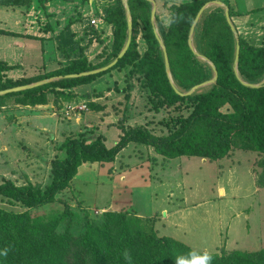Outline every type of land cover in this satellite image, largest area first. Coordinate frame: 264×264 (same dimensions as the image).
<instances>
[{
    "label": "trees",
    "instance_id": "obj_1",
    "mask_svg": "<svg viewBox=\"0 0 264 264\" xmlns=\"http://www.w3.org/2000/svg\"><path fill=\"white\" fill-rule=\"evenodd\" d=\"M49 1L0 0V9L36 6L46 10ZM82 1L86 3L88 0ZM127 1L133 21L132 40L114 66L96 74L66 77L107 66L118 57L128 40L123 0L106 4L105 23L99 30L91 29L102 43L103 40L109 42L104 55L99 56L103 58L99 64L91 63L84 49L77 47L71 30L73 20L57 36L65 59L59 69L35 77L14 79L8 73L17 66L0 60V91L62 76L44 85L0 95V109L8 105H46L51 100L55 104L62 99L71 101L76 98L75 88L90 85L99 77L118 70L125 73L128 81L133 78L137 81L156 112L162 108H176L182 112L187 110L188 114L163 120L167 133L162 135L154 134L143 125L123 126L120 140L111 148L106 146L102 135L91 138L85 132L66 137L60 146L63 155L51 162L52 179L45 188L31 183L17 185L13 180L3 179L0 182L1 199L22 210L0 206V264H179L181 258L192 260L205 253L174 237L160 236L153 221L142 220L132 212L109 210L94 219L87 215L84 231L78 235L71 232L75 215L68 204L61 214H33V211L56 202L65 204L57 195L69 187L82 164L112 163L130 144L152 148L165 161L187 156L221 162L237 150L251 151L258 155L257 185L264 188V85L258 88L246 86L234 69L239 42V76L247 83H261L264 80V46L252 44L241 34L236 37L227 21L225 7L206 8L195 26L193 44L198 54L216 66L218 78L216 83L191 95H181L171 84L166 71L164 52L151 22V1ZM210 1L173 3L168 7L170 20L167 27L156 14L158 33L168 53L172 79L182 93L215 75L210 63L198 57L189 44L191 27L201 8ZM221 1L229 7L232 19L241 14L231 0ZM48 27L54 30L52 26ZM109 29L111 36L107 35ZM140 32L146 45L144 52L139 50ZM0 35L20 36L2 29ZM132 87L124 88L128 99ZM90 108L101 109L91 102ZM156 160L149 158L154 164ZM65 220L68 222L61 231ZM206 253L211 256L210 264H264V247Z\"/></svg>",
    "mask_w": 264,
    "mask_h": 264
},
{
    "label": "rangeland",
    "instance_id": "obj_2",
    "mask_svg": "<svg viewBox=\"0 0 264 264\" xmlns=\"http://www.w3.org/2000/svg\"><path fill=\"white\" fill-rule=\"evenodd\" d=\"M114 1L88 0L85 3L82 0H50L45 5L47 11L35 9L27 15L26 13L19 15L21 21L18 22L15 19L14 26L9 27L20 35L16 39L19 43H0L1 46L14 47V49L8 47L9 51L6 55L17 66L9 73L11 78L35 77L62 67L65 59L59 48L57 36L65 30L70 20L74 21L71 30L75 34L77 47L84 49V54L91 63L102 62L103 58L99 56H102L109 42L103 40L102 43V39L91 32V29H99L89 27L90 17H85L84 13L86 8V10L92 8L95 14L100 11L105 13V5ZM212 1L208 4L209 7L218 6L212 4ZM155 2L156 14L167 27L170 20L168 7L182 0H155ZM231 3L241 13L232 19L238 33L252 44L264 46V0H231ZM34 7L36 8L32 6V9ZM48 25L54 30L48 29ZM0 26H2L1 23ZM109 33L110 30L107 34ZM138 43L139 50L144 52L145 42L141 32ZM6 47L0 48V56H5ZM137 84L134 78L128 81L124 72L114 70L99 77L90 85L75 88L76 98L66 101L68 103L65 105L62 104L63 108H59L61 110L50 107L52 105L50 104L48 110L43 109L38 114L44 118L51 115L52 124H57L56 129L51 127L49 119H42V123L38 120L34 121L36 124L32 123L36 118V115L31 113L32 110L28 112L29 109L12 110L7 107L2 110L1 108L0 182L3 179H10L17 185L31 183L45 188L52 179L51 162L57 156L63 155L60 146L66 137L85 132H88L91 138L102 135L105 144L111 148L120 140L123 126L143 125L154 134L162 135L167 133L163 120H169L178 114H188L187 110L182 112L176 108H162L156 112L148 101L146 91L139 88L140 85ZM130 85L133 87L129 91L131 97L128 99V92L124 88ZM63 101L65 102L62 99L59 103ZM90 102L100 106L101 109L91 110ZM54 105L57 106L55 103ZM84 105L86 109H80ZM40 129L44 130L40 131ZM150 157L157 159V163L166 167L163 178L171 193L170 209H180L182 212V205L191 207L196 202L203 203L196 207L193 213H187V220H178L176 217V220H162L161 223H157L160 236L170 235L192 249L219 254L223 250H259L264 247V189L253 198L246 199L242 189V194H238V201L233 205H228V200L217 199L220 187L229 191L228 189L241 183V186L245 188L251 183V179L257 180V173L260 172L256 163L258 158L254 162L253 170H250L255 153L241 149L221 162L203 161L199 157H179V159L165 161L152 148L130 144L117 155L113 163L105 165V163L96 162L84 165L79 177L77 179L74 177L69 187L57 195L58 200L65 204L56 202L33 211V214H61L68 204L69 210L75 215L71 232L78 235L84 231L87 215L94 219L101 216L103 212L109 211L105 208L110 207L111 204L104 205L98 201V191L101 187L99 185H102L104 181L101 174L112 169L110 173L114 175V171L120 172L123 167L131 168L140 165L149 161ZM111 165L114 166L111 168L109 167ZM229 168L231 171L228 170ZM86 175L90 176L87 180L83 179ZM103 191L107 193L106 189ZM100 193L101 196L104 195ZM109 195L112 196L108 193L103 199H109ZM141 203L144 207L152 205L160 209V205L152 199H145L147 206L142 200ZM0 206L17 211L22 210L19 206L8 204L1 197ZM230 206H233L232 211L229 210ZM160 215L163 218L166 217L165 213ZM154 219L156 216L150 218L149 222L151 223ZM66 222L68 221L65 220L62 223L61 231Z\"/></svg>",
    "mask_w": 264,
    "mask_h": 264
},
{
    "label": "crops",
    "instance_id": "obj_3",
    "mask_svg": "<svg viewBox=\"0 0 264 264\" xmlns=\"http://www.w3.org/2000/svg\"><path fill=\"white\" fill-rule=\"evenodd\" d=\"M35 9L41 10V9H38L37 7L36 8L34 7L33 9H32V7H30V8L13 7V6L2 7L0 9V23L2 24V26H0V29L6 30L9 32H14L13 29L9 28L10 26H12V27L14 26V20L17 19L16 21L20 22L21 21L20 16L22 14L26 13V15H27L28 12H30L31 10H35ZM16 15H18V16H16ZM14 33H16V32H14ZM16 39H17V37H14V36L0 35V43L1 42L2 43H4V42L10 43V44L19 43L16 41ZM2 47H6V45H4V46L2 45L0 48L2 49ZM8 47L10 49H14L13 46H11V47L7 46L4 49V50H6V51H4L5 56H3V57L0 56V60H3L10 65H15L13 62H11L9 60V58L6 57V55L8 53L7 51H9ZM145 48H146V45L143 46V50H145ZM12 71H10V72H12ZM9 73H8V75H9ZM9 77H11V76L9 75ZM66 103H68V102L63 101L62 103H59L56 106V105H54L53 101H50L46 105H37L34 107H30V106L23 107L21 105H8L7 107L11 108L12 110L29 109L28 112H30V110H32L31 113H34L36 115L35 116L36 118L33 119L32 123L36 120H38V122L42 123V119L43 120L49 119L48 120L49 123L51 121V124H52V120H51L52 116L51 115L47 116V118H44L42 116H38L39 112L42 111L43 109L48 110L50 104H52L50 107L55 108V109H57V108L59 109L60 107L63 108V105H65ZM7 107H3L2 110L7 108ZM59 110H61V109H59ZM52 111L54 112V110H52ZM40 123H38V124H40ZM56 125H55V123H53L51 125V127H53V128L55 127V129H56ZM42 130H44V129H40V131H42ZM57 130H59V129H57ZM182 157H187V156H182ZM257 158H258V155L255 153V158L253 159L252 165L249 167L250 170H253L252 168H254V162L256 161ZM201 160L207 161L206 159H201ZM87 163L89 164L90 162H87ZM87 163H84L79 167L78 173L75 176L76 179L79 177V174H80L83 166L87 165ZM107 164L108 163H105V165H107ZM113 166L114 165H111L109 167L112 168ZM123 168H121L120 172H118L117 170L114 171V175H112V173H110L112 169L109 171L107 170L105 173L101 174V178H103L104 181L102 182V185H99L101 187L98 191V194H99L98 201L104 205H110L111 204L110 207H107L105 209H109V210L111 209L112 211H128L129 210L130 212L134 213L135 216L141 218L142 220L148 221V222L151 221L150 218L156 216V219L153 220V223H154L155 229L157 230L159 228H157L156 224L161 223L162 220H176V217H178V220H187V218H186L187 213L188 214L193 213V210H196V207L203 204V203H201L202 202L201 201L199 203H197V202L194 203L195 205H191V207H189V205H186V204L182 205V212H180V209L177 210L174 208H172V209L169 208L170 201H171L170 200L171 193H170L168 186H166L165 179L163 178V176H164L163 172L165 171V168H166L165 165L161 166L159 163L150 164V161H145V163H141L140 165H136V166L131 167V168H125V167H123ZM228 170L231 171V168H229ZM258 171H260V170H258ZM83 177H86V178H83L86 180H87V178L88 179L90 178V176H87V175L83 176ZM93 189H95V188L93 187ZM103 189H106L107 193H105L103 191ZM242 189H243V193L245 192V199H246L247 197L253 198L254 196L257 195V193H259L264 188L258 187L257 180H256V178H254L253 180L251 179V183L248 186H246L245 188H243L241 186V183L237 184L236 187H232V188L228 189L229 191H227V189H225L224 187H220L218 189L220 194L217 195V199L228 200V205H233L238 201L237 200L239 198L238 194L241 193ZM161 190H162V194L160 193ZM100 192H102V194H104V195L101 196ZM108 193L112 194V196L109 195L108 196L109 199L104 200L103 197L105 196V194L108 195ZM140 196H141V199H140ZM143 197H145V198H143ZM145 199H150V200L152 199L153 201H155L156 204L160 205V209L158 207H153L152 205L149 207H144L141 203V200H142L143 204L145 206H147V204H145ZM210 200H213V199H210ZM138 201L141 204L138 203ZM148 203H149V201H148ZM232 207L233 206H230L229 210H231ZM185 210H188V211H185ZM162 213H165V216H166L165 218H163L160 215ZM181 217H182V219H181ZM155 220H157V221H155ZM157 231L160 233L159 230H157ZM162 236H170V235H162ZM204 252H208V251L205 250Z\"/></svg>",
    "mask_w": 264,
    "mask_h": 264
},
{
    "label": "water",
    "instance_id": "obj_4",
    "mask_svg": "<svg viewBox=\"0 0 264 264\" xmlns=\"http://www.w3.org/2000/svg\"><path fill=\"white\" fill-rule=\"evenodd\" d=\"M151 3H152V11H151V22H152V25L154 27V30H155V33L159 39V42L161 44V47L163 49V52H164V57H165V67H166V71H167V74H168V77L170 79V82L171 84L173 85V87L176 89V91L181 94V95H191L193 94L196 90L200 89V88H203L207 85H210V84H214L216 83L217 81V78H218V72H217V69H216V66L208 59L206 58L205 56H202L200 54L197 53L195 47H194V44H193V33H194V29H195V26L201 16V14L203 13V11L208 8V4H205L201 10L199 11L192 27H191V31H190V36H189V44L191 46V48L194 50V52L197 54L198 57L202 58L203 60H206L210 63V65L212 66L213 70H214V78L209 80V81H206L204 83H201V84H198L196 86H194L191 90H189L188 92L186 93H182L180 92L175 84H174V81L172 79V75H171V68H170V62H169V57H168V53L166 51V47L162 41V39L160 38L159 36V33H158V29H157V26H156V12H157V4L155 2V0H150ZM124 2V5H125V9H126V16H127V22H128V40H127V43L126 45L124 46V48L122 49V51L120 52V54L118 55V57L112 62L110 63L109 65L107 66H104V67H101L99 69H95V70H92V71H89V72H84V73H80V74H71V75H68L66 77L68 78H75V77H80V76H86V75H90V74H96V73H99V72H103V71H106L108 70L109 68H111L112 66H114L118 59L123 57L124 54L126 53V51L128 50L130 44H131V40H132V33H133V21H132V14H131V10H130V7L128 5V1L127 0H123ZM212 4H217L218 6H224L225 7V10H226V18H227V21L229 23V25L231 26V29L232 31L234 32V34L236 35V37H238L239 33L237 31V28L235 27L234 25V22L230 16V11H229V7L226 6L223 2L221 1H212L211 2ZM239 51H240V46H239V42L237 44V54H236V59H235V64H234V69H235V72L237 74V76L239 77V79L241 80V82L243 84H245L246 86H249V87H252V88H258V87H261L264 85V80L259 83V84H251V83H247L245 81H243L241 79V77L239 76V72H238V62H239ZM62 78V76L60 77H54V78H50V79H45V80H41V81H38V82H34V83H31V84H28V85H23V86H18V87H14V88H11V89H7V90H3V91H0V95H5V94H8V93H12V92H18V91H22V90H26V89H30V88H34V87H37V86H40V85H44V84H47L51 81H54V80H57V79H60Z\"/></svg>",
    "mask_w": 264,
    "mask_h": 264
},
{
    "label": "built area",
    "instance_id": "obj_5",
    "mask_svg": "<svg viewBox=\"0 0 264 264\" xmlns=\"http://www.w3.org/2000/svg\"><path fill=\"white\" fill-rule=\"evenodd\" d=\"M87 9V8H86ZM84 16L90 17V20H88V25L93 26L96 29H99L104 23H105V13L103 11H100L98 14H95L93 9L86 10ZM111 29L110 33L107 34L108 36H111ZM80 109H86V106H81Z\"/></svg>",
    "mask_w": 264,
    "mask_h": 264
},
{
    "label": "clouds",
    "instance_id": "obj_6",
    "mask_svg": "<svg viewBox=\"0 0 264 264\" xmlns=\"http://www.w3.org/2000/svg\"><path fill=\"white\" fill-rule=\"evenodd\" d=\"M192 255L195 256L194 253ZM210 262L211 256L206 252L199 256H195L192 260H185L183 258L179 260V264H210Z\"/></svg>",
    "mask_w": 264,
    "mask_h": 264
}]
</instances>
